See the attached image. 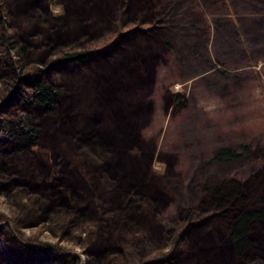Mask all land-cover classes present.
<instances>
[{
    "label": "rangeland",
    "instance_id": "1",
    "mask_svg": "<svg viewBox=\"0 0 264 264\" xmlns=\"http://www.w3.org/2000/svg\"><path fill=\"white\" fill-rule=\"evenodd\" d=\"M132 1L106 2L109 10H129L120 34L111 30V25L108 27V20L103 27L85 31L96 47L103 37L106 44L118 41L112 58L120 57L119 49L129 53L133 50L132 45L121 44L125 40L134 42L139 55H145L146 66L139 60L137 66L133 60L130 62L135 67L134 74L145 79L142 91L134 89L135 100L140 98L144 106V118L132 131H126L129 140L122 139L125 134L118 125L126 112L125 102L116 106L114 103L121 102L113 99L112 108H108L110 100L103 103L106 99L100 98L99 90L106 89L111 79L104 80L94 67L59 65L61 89L66 96L78 97V101L67 106L68 102L61 98L53 114L41 113L37 107L28 111L40 136L26 153L13 157L0 148V264H95L96 257L112 250L109 231L113 227L97 221L94 206L99 199L97 177L109 186L112 172L116 173V169L107 168L116 151L132 160L128 164L139 177L124 175L126 186L117 193L127 195L122 196L123 201L106 205L115 210L125 207L132 216H128L130 221L136 219L138 231L158 244L146 248L148 257L156 256L151 261H158L157 255L169 251L170 260L158 264H208L210 254L215 253L210 247L224 243L223 264H240L225 231L224 218L231 219L234 211L223 216L210 206L212 191H207L208 184L203 180L215 179L218 184L214 189L220 188V197L229 198L231 210L252 197L264 198V38L254 29L256 16L254 22L244 17V11H251L244 0H143L140 7L131 8ZM78 2L91 0H0V17L16 41L34 40L36 36L29 34L35 30L42 33L41 46L31 47L26 66L30 71L43 68L48 76H55L54 57L75 38H60L55 18L59 17L64 27L77 20L79 12L73 7ZM197 2L203 10L197 25L212 18L222 22L217 30L211 29L207 38L190 24V10H198ZM20 3L23 5L18 6ZM80 15L86 20L93 17L92 11H82ZM9 57L0 48V93L4 83L10 86L8 74L3 73L9 69ZM211 62L219 70L207 69ZM121 68L119 65L118 70ZM93 81L96 85L87 89L86 85ZM119 97L125 99V92L121 90ZM101 104L104 115L107 112L113 121L111 130L117 137L112 145L106 144L109 151L97 144L96 129L109 124ZM26 110L18 105L8 113ZM94 114H100V118L92 120ZM69 118L86 119V124L69 129V135L51 138ZM222 145L236 150L245 145L244 160L211 161L212 152ZM87 152L96 153L98 162ZM105 170L104 179L100 173ZM233 187L239 198L232 195ZM107 192L101 198H108ZM72 210L78 217L68 214ZM65 215L76 220L61 225ZM170 228L183 238L182 246L176 250H170V243L163 239ZM250 235L254 246L264 251L261 223L251 225ZM124 247L126 258L122 262L135 264L137 255L130 259V244ZM187 254L189 257L184 258ZM260 256L264 262V254Z\"/></svg>",
    "mask_w": 264,
    "mask_h": 264
},
{
    "label": "trees",
    "instance_id": "2",
    "mask_svg": "<svg viewBox=\"0 0 264 264\" xmlns=\"http://www.w3.org/2000/svg\"><path fill=\"white\" fill-rule=\"evenodd\" d=\"M107 1L108 0H91L90 3L78 2V5L74 6L73 10L79 12V16L76 15L77 20H74L70 24L66 25L67 27L63 26V24L60 22L59 17L55 18V23H59L58 33L60 38H63L65 36L69 38L75 36V38H73L69 44L62 46V48L58 52V55L54 57V61L52 62L53 64H57V69L55 70L56 73L53 77H50L46 74V69L37 68L34 71H30L26 67L30 61V53H32L31 47L35 46L37 48L38 46H41L39 35L41 36L42 33H37V31L35 30L33 33L29 34L31 37H33V35L36 36L34 40H31L33 38H27L25 39V41H16L15 36L7 31L5 20L0 17V48L4 51L5 54H10V56L12 57H9L10 59H7V67H9V69H5L3 71L4 74H8L6 78L10 80V86L4 83V90L0 93V148H2L6 154L13 157L20 156L29 151V148L31 146H35L37 144L38 137L40 136L39 128L34 122V118L27 113L28 111L37 107L41 113L53 114L56 111L55 109H57L59 100L61 98H63L65 102H68L67 106L75 103L74 101H78V97L74 98L66 96L67 94L61 89V84L59 83L60 76L58 74L60 64L68 65L70 67H79L80 65H84L83 69H92L94 67L99 71V73L101 72V77L104 78V80L106 79L107 81L111 79V82L108 83L109 85L106 89L102 88L99 90L101 95L103 96H101L100 98L106 99V101H104L103 103H107V100H110L108 108H112L113 103H111V101L113 99L119 100L118 102H121V104L114 103L116 106L123 105L122 102H125L123 107L125 108L126 112L121 117V124L119 122L118 125V127L123 130L122 133L125 134L122 139L126 138V140H129L130 134L126 133V131H132L136 123L144 118L142 112L144 106L140 104V98L138 100H135L137 92L134 89L136 88L137 90L142 91V88L145 85V79L139 77L138 75H136V73L134 74L135 67L131 66L130 62L131 60H133L135 65L137 66L139 60L143 66H146L147 64L145 55H139L138 46L133 45L134 42L131 43L129 40H125L121 42V44L123 43L124 45L128 46L132 45L133 50L129 53L127 51L119 49L117 50V52L120 53V57L112 58V54H115L116 48L119 47L118 41L115 40L116 42L114 41L106 44V37H103L104 39H101V41L100 39L98 40V42L100 41L98 44L101 43L100 46L96 47L92 45V40H90L91 38L87 37V33L85 31H89L93 28L98 29V27H100L101 25L103 27L104 23L108 20V27L111 25V30L116 31V33L118 34L121 33L120 26L124 24L126 20L125 18H127V11L129 10H109L106 7ZM112 1L115 2V0ZM244 1H247L249 3L251 11H244V13L242 14L244 15V17H246V19L250 18L253 22V18L254 16H256V20L254 23V25L256 26L254 29L259 32V36L264 38V35L261 34H264V0ZM194 2V5H196V1ZM141 3H143V0L142 2L141 0H133L131 2V8L140 7ZM235 3V1H232V5H235ZM23 4H26V2ZM23 4L20 3L18 4V6H21ZM197 8V11L190 10V24H193L196 30L200 31L207 38L208 33L211 32V29L217 30V26H221L222 22L219 24L218 19L212 18L211 20H207L208 23L205 21L203 25H197L196 23L200 22L201 17L203 18V10H201L199 3ZM186 10L184 12H186ZM229 10L231 12H234L231 9ZM82 11H85V13L92 11L93 17L91 18V20L89 17V19L87 20L85 17H80ZM230 11L228 14H225L224 17L226 15H229ZM110 15H112L111 18ZM211 21L212 23H210ZM44 32L46 31H43V34ZM78 32L80 33L78 34ZM76 34L78 35L76 36ZM43 39L46 40L47 38L43 36ZM148 57H150V53H148ZM85 62H88V65ZM119 65L123 67V69L121 68V71L124 70L122 74L121 71L118 70ZM212 67L215 71L219 70L212 62L208 64L207 69H210ZM117 74L118 76H116ZM129 76L130 79L127 80L126 77ZM95 85L96 84L93 81V83L89 82L86 86L87 89H89L91 87H94ZM132 89L134 90L133 92ZM121 90L122 92H125V99L123 100H120L119 97ZM108 95L109 97L107 98ZM95 99H92V101H94ZM18 105H22L24 109L26 108V112L16 113L14 115L8 113V110L11 107H15ZM132 106L134 107V109H132ZM100 108L101 112L103 113L105 110L103 109L104 106H102V104ZM138 111H140V113ZM139 115L140 117L138 118ZM107 116V112L105 113V115L103 113V117L105 119H108L107 121L109 124L104 123L103 128L98 127L96 129V135L99 139L97 141V144L102 145L105 150H108L106 144L112 145L113 142H116V140L114 139H117L115 133L113 132V130H111V123L113 121ZM98 118H100V114L92 115V120H96ZM80 123H82L84 126L86 124V119L69 118L67 124L60 127V131L51 134V138L55 136L60 137L64 134L69 135L67 133L69 129L82 127ZM121 141L123 142L124 140ZM241 148L242 150H236V148L226 145L219 146L212 152L210 160L221 163H225L227 161L241 162L244 160L243 151L246 150V147L245 145H242ZM110 151H112V148ZM87 154L89 158L93 159V161L98 162L96 153L87 152ZM109 160L110 163L108 164L107 168L109 170L112 168L113 170L116 169V173L115 171L112 172L114 175H112L111 184L108 183L109 186H106L107 181L102 183L99 181V177H97L98 180L97 183H95L97 190L96 197L99 199L98 201H95L94 209L96 214H98L97 221L102 222L103 225H108V227H113L109 231V238L112 240L114 247L112 250H107L100 256L96 257L95 264H125L122 261H124L126 258V256H124L125 254H123L125 253L124 246L126 244H130L131 246L130 259L134 257L133 254L137 255L135 257L137 258L135 260V264H158L159 261H169V254L171 253L169 251L160 254L161 256L157 255L158 261L156 262L151 261V259L153 260L156 256L152 258L147 256L149 254H145L146 248H148L150 245L154 246L158 244L155 242H151V240L148 239L149 235H145L144 233L141 234L138 231V225L135 222L136 219L130 221L128 216L131 219L132 216L126 211L125 207H121V210L119 209V207L116 208V210L113 208H107V206L110 205V202L123 201L124 198H122V196L127 195V193L125 192V194L117 193L121 190V188H124V186H126L127 178L125 176L130 177L131 179H138L139 177L138 173H136L135 171V173L133 172L134 169L131 168V164H128V162H132V160H129V157L125 155L122 156L116 151L115 156L113 157L111 155ZM100 174H102L101 176H103L104 178L106 170L102 171ZM75 179L74 182L77 183L79 180L77 178ZM214 180L215 179H212L211 177L203 180L208 184L206 187L207 191H212V195L210 197L211 199L208 200L210 206L214 207L215 210L223 216H226V214H229L231 211V213H233L234 211L231 219L227 220L223 217L224 220H226V236L234 256L240 259V264H264L260 256L264 254V251L261 252L260 248L257 249V247L254 246L252 237L250 235L252 224L261 223V226L264 227V198L252 197L249 202H239L237 207L234 210H231L232 207L230 205L231 203H229V198L225 199L223 197H220V188L218 190L214 189L215 185L218 184ZM74 182L72 183L76 185ZM232 189V195H235L237 198H239V195L235 193L234 187ZM106 190H108L106 196L108 198H101L105 194ZM58 198L62 199L61 196H59ZM36 202L34 204H36ZM100 205H105V207H100ZM187 212L189 213V210H187ZM70 213L74 217H78V215H75V213L77 214L76 211L72 210L68 214ZM196 215L197 214H193L192 216L194 217ZM31 217L32 215L30 216V218ZM74 220L76 219L65 215L62 217L60 224H73ZM117 221L121 222L117 223ZM116 225L118 227H116ZM53 226L55 227V224ZM78 226L79 225L77 223L75 227L77 228ZM175 233L173 232L172 228H170L166 231V233L163 234V239L165 241L167 240L171 245L170 250H176L177 248L182 246L183 238L181 237V234L179 236L178 233ZM201 244L205 245L203 242ZM219 246L210 247L211 253L213 251H215V253L210 254L211 256L208 260V264H223L225 259L224 257L226 246L224 243H221ZM206 247L209 248L208 245ZM188 254L184 255V258H188ZM74 258L75 257L72 256L73 261L75 260ZM190 264L193 263L191 262Z\"/></svg>",
    "mask_w": 264,
    "mask_h": 264
}]
</instances>
